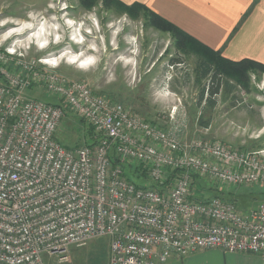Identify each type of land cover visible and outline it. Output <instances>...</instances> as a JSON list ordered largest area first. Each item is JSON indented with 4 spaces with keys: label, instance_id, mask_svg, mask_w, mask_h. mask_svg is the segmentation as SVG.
Returning a JSON list of instances; mask_svg holds the SVG:
<instances>
[{
    "label": "built area",
    "instance_id": "1",
    "mask_svg": "<svg viewBox=\"0 0 264 264\" xmlns=\"http://www.w3.org/2000/svg\"><path fill=\"white\" fill-rule=\"evenodd\" d=\"M5 41L0 264H46L44 253L68 259L70 246L100 236L110 238L108 264H158L207 248L264 254V201L243 210L219 196L203 197L195 183L197 175L224 186L263 184L264 148L184 140L188 125L186 116L178 122V108L170 113L176 126L164 129L61 74V56L27 57L30 44ZM37 83L65 107L28 96ZM67 111L94 127L96 144L68 148L57 139ZM111 151L120 164L112 163ZM127 162L166 184L137 186L124 173Z\"/></svg>",
    "mask_w": 264,
    "mask_h": 264
},
{
    "label": "rangeland",
    "instance_id": "2",
    "mask_svg": "<svg viewBox=\"0 0 264 264\" xmlns=\"http://www.w3.org/2000/svg\"><path fill=\"white\" fill-rule=\"evenodd\" d=\"M3 40L6 45L30 44L27 57L61 56L57 67L61 74L87 82L96 93L121 102L164 129H174L170 113L178 108V122L186 116L188 125L184 140H220L250 151L264 148V73L251 72L249 89L236 85L233 93L222 90L213 96L212 105L200 100L211 74L200 76L198 56L181 53L170 32L151 26L143 17L133 19L102 1L86 9L81 0H0ZM27 95L65 107L39 83L27 89ZM66 113L58 139L69 146L85 144L88 124ZM204 184L207 189H196L205 198L214 196L209 189L214 186L239 195L250 208L264 201V183L224 186L204 178ZM109 253L110 238L100 236L86 245L70 246L68 259L42 256L46 264H108Z\"/></svg>",
    "mask_w": 264,
    "mask_h": 264
},
{
    "label": "crops",
    "instance_id": "3",
    "mask_svg": "<svg viewBox=\"0 0 264 264\" xmlns=\"http://www.w3.org/2000/svg\"><path fill=\"white\" fill-rule=\"evenodd\" d=\"M122 1L146 4L229 59L249 58L264 64V0ZM158 264H264V254L207 248Z\"/></svg>",
    "mask_w": 264,
    "mask_h": 264
},
{
    "label": "trees",
    "instance_id": "4",
    "mask_svg": "<svg viewBox=\"0 0 264 264\" xmlns=\"http://www.w3.org/2000/svg\"><path fill=\"white\" fill-rule=\"evenodd\" d=\"M100 1L103 2L105 7L113 9L118 13H127L133 19H139L141 17L145 18L151 26H154L165 32H170L174 37L177 49L181 53H192L197 55L199 60L198 68L200 71V76L206 77L207 75L211 74V82L207 88H203L200 100L206 99V102L209 101L211 105L215 102V100L212 101L213 96H216L222 90L223 93L226 94L233 93L236 85L238 87L243 86L246 89H249L251 72L258 71L264 73L263 63L249 58L232 60L223 56L220 51L215 50L202 43L170 20L164 18L163 16L149 8L144 3L134 2L128 4L122 0H81V4L86 9H92L97 6ZM233 82L235 84H233ZM110 99L113 100V98L111 97ZM55 104H61V102ZM66 115L67 113L65 114V116ZM80 119L82 121L84 120L81 117ZM88 128L89 134L85 144L94 145L99 141L100 135L95 131L93 126L88 124ZM58 140L68 148H75L80 146H69L64 144L60 139ZM110 157L114 165L120 164V160L114 151H111ZM122 167L125 175L137 186H161L166 184L165 182L161 183L152 181L142 165L127 162L123 163ZM195 183L196 187L198 188H208L206 184H204V178L197 175L195 176ZM209 189L214 190V196H219L224 199L231 200L243 210H248L250 208L240 200L239 195L233 192H225L224 190L214 188V186H210ZM226 195H228V197Z\"/></svg>",
    "mask_w": 264,
    "mask_h": 264
}]
</instances>
